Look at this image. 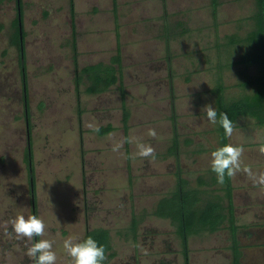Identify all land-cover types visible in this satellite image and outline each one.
Returning a JSON list of instances; mask_svg holds the SVG:
<instances>
[{
  "label": "rangeland",
  "instance_id": "rangeland-1",
  "mask_svg": "<svg viewBox=\"0 0 264 264\" xmlns=\"http://www.w3.org/2000/svg\"><path fill=\"white\" fill-rule=\"evenodd\" d=\"M21 3L28 108L20 48L12 43L17 1H0V264H33L25 255L28 242L4 234L10 219L33 214L25 160L29 128L37 216L46 224L43 238L54 241L57 264H70L66 238L83 240L87 229L100 226L109 229L114 252L106 264H186L176 226L154 209L176 188L178 169L192 186L206 175L217 141L207 134L213 125L202 109L216 107L218 79L228 98L256 92L245 82L259 74V65L240 58L257 49L244 38L256 28L258 0H219L216 17L211 0H74V34L71 0ZM118 46L124 96L119 82L88 92L86 76L77 90L76 65L110 62ZM123 100L130 110L128 135ZM238 120L250 129L246 140L264 139V124L254 115ZM89 123L113 129L99 134ZM176 134L178 148L171 152ZM131 137L154 147L155 159H133ZM188 137L195 139L190 146ZM201 146L207 149H196ZM195 235L193 241L205 235L221 241L209 230Z\"/></svg>",
  "mask_w": 264,
  "mask_h": 264
},
{
  "label": "trees",
  "instance_id": "trees-1",
  "mask_svg": "<svg viewBox=\"0 0 264 264\" xmlns=\"http://www.w3.org/2000/svg\"><path fill=\"white\" fill-rule=\"evenodd\" d=\"M2 1V0H0ZM18 5V13L15 19V32L13 34L12 43L20 48L21 60V76L24 90V99L26 107L28 108V79H27V66L25 62L24 53V30H23V16H22V3L21 0H16ZM116 2V0H115ZM212 11L214 17L217 15V8L219 0H211ZM259 8L255 13L256 28L251 30L244 38L245 41L256 44V51L252 52L247 58H240V61L247 63H258L260 72L257 76L248 79L245 84L255 85L256 92L252 97H240L236 99L228 98L225 93V84L222 78L218 79L217 84L212 88L215 96V103L218 113L226 112L229 118L235 124L241 114H251L257 118L259 124H264V0H258ZM71 16L73 34L76 30L75 13H74V0H71ZM119 35V33H118ZM239 38L232 36V41H239ZM76 39L74 38V47ZM75 62L76 58H75ZM84 76L88 77L90 83L87 86V91L90 93L102 92L107 90L113 84L119 82L121 91L124 96V83L122 76V58L120 48L118 46V53L114 54L110 62H97L87 64L81 69L76 65L75 82L77 90L80 89ZM124 99V98H123ZM130 117V110L123 100V122L128 135V120ZM29 121V118H28ZM99 134H105L113 129L112 124L99 127ZM217 131L219 135V146L229 143L228 138L224 136L222 127L217 124ZM28 144L25 153V160L28 163L29 178L32 192V211L37 215V204L35 197V173L33 165V149L31 140V130L28 129ZM179 141L176 136L175 143L170 149L172 152L177 151ZM227 204L220 200H209L204 206L200 205V192L195 187L188 186V180L182 175L181 169L177 172L176 188L167 195L161 197L156 204L154 213L161 217H167L172 220L176 226V232L181 238L184 248L185 257L188 259L189 252V235L201 229L214 231L219 229L225 221H228V227L231 233V248L233 250L234 261L233 264H241L240 262V244L238 240V224L236 223L235 205L233 201V185L232 179H225L223 185ZM138 225V219L133 218L132 227L135 230ZM92 236L99 244L106 248L107 259L106 264L114 252L111 251L112 244L110 238V231L106 227H94L87 229L84 238ZM39 238H35L34 241Z\"/></svg>",
  "mask_w": 264,
  "mask_h": 264
},
{
  "label": "crops",
  "instance_id": "crops-1",
  "mask_svg": "<svg viewBox=\"0 0 264 264\" xmlns=\"http://www.w3.org/2000/svg\"><path fill=\"white\" fill-rule=\"evenodd\" d=\"M241 122V124L239 123ZM234 133L231 138H228L229 143L234 145H242L245 149L242 162L243 165L251 166L254 172L264 171V155L258 151L260 143L263 140L248 139L244 137L248 129L243 121L237 120ZM214 136L217 144L211 149H216L219 145V135L217 125L209 128L207 132ZM177 134L172 138V145L175 143ZM178 137V136H177ZM179 141V139H178ZM195 139L188 137L187 145H192ZM178 148V147H177ZM196 149H207L201 146ZM263 161V166L259 165ZM259 165V167H255ZM261 166V167H260ZM206 175H199L197 185L192 186L188 180L189 187H195L200 192V205L204 206L209 200H220L227 204V198L223 186L217 183L216 175L210 169L206 168ZM233 185V201L235 205L236 223L238 224V240L241 248V264H264V189L259 186H253L252 181L248 176L240 172L236 177L231 178ZM228 221L213 231L212 233L220 234L218 240L211 241L208 236L203 237V241H193L195 234L202 233L203 230H198L189 235V252L186 264H232V249H231V233L228 227ZM216 236V234H213Z\"/></svg>",
  "mask_w": 264,
  "mask_h": 264
},
{
  "label": "clouds",
  "instance_id": "clouds-1",
  "mask_svg": "<svg viewBox=\"0 0 264 264\" xmlns=\"http://www.w3.org/2000/svg\"><path fill=\"white\" fill-rule=\"evenodd\" d=\"M206 118L212 125L219 124L222 127L224 136L231 138L235 125L226 112L218 113L211 105H205L202 109ZM94 132H99V127L93 123L86 125ZM148 136L155 138L157 133L155 129L148 130ZM128 142L135 143L136 151L133 159L140 157L143 159H155V149L150 144L141 142L136 137L129 138ZM123 141L115 143L113 151L117 152L123 146ZM245 149L242 145L231 143L223 144L210 153V169L216 175L217 183L224 185L225 179L234 178L240 172L245 173L252 181L253 186H259L264 189V171L254 172L249 165H243L242 156ZM261 155H264V141L260 143L258 149ZM10 226L11 231L7 230ZM46 224L43 218L32 214L27 217L18 214L10 219L5 226V235L14 237L16 240H26L25 255L29 257L33 264H57V254L53 250L54 241L45 237ZM35 238H40L33 242ZM63 248L66 254L71 258L70 264H104L107 259L106 248L99 244L92 236L83 240H76L69 236L63 241Z\"/></svg>",
  "mask_w": 264,
  "mask_h": 264
}]
</instances>
